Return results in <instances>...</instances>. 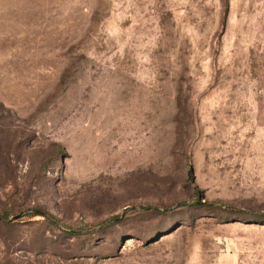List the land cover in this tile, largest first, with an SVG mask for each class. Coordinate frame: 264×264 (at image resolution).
Segmentation results:
<instances>
[{
  "label": "rangeland",
  "instance_id": "1",
  "mask_svg": "<svg viewBox=\"0 0 264 264\" xmlns=\"http://www.w3.org/2000/svg\"><path fill=\"white\" fill-rule=\"evenodd\" d=\"M0 264H264V0H0Z\"/></svg>",
  "mask_w": 264,
  "mask_h": 264
},
{
  "label": "trees",
  "instance_id": "2",
  "mask_svg": "<svg viewBox=\"0 0 264 264\" xmlns=\"http://www.w3.org/2000/svg\"><path fill=\"white\" fill-rule=\"evenodd\" d=\"M215 202H210V201H200V199H197L196 201H194L192 204L194 205H201V206H211L213 205ZM166 210V209H165Z\"/></svg>",
  "mask_w": 264,
  "mask_h": 264
}]
</instances>
